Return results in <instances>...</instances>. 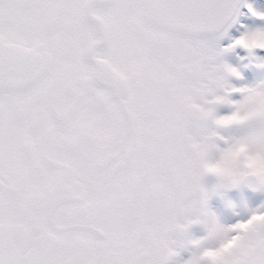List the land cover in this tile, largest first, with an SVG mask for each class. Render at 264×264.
<instances>
[{"label":"snow or ice","instance_id":"1","mask_svg":"<svg viewBox=\"0 0 264 264\" xmlns=\"http://www.w3.org/2000/svg\"><path fill=\"white\" fill-rule=\"evenodd\" d=\"M242 141L264 0H0V264H264V179L198 166Z\"/></svg>","mask_w":264,"mask_h":264},{"label":"clouds","instance_id":"2","mask_svg":"<svg viewBox=\"0 0 264 264\" xmlns=\"http://www.w3.org/2000/svg\"><path fill=\"white\" fill-rule=\"evenodd\" d=\"M230 167H225L218 162H212L207 159L198 161V166L202 169L205 176L210 178L211 187L214 189L216 177L225 172L231 173L234 170H239L244 179H252L259 182L264 179V154L251 150L247 141H242L235 145L230 152ZM245 229L247 224L243 226ZM238 244V238H233L230 242L216 250V254H224L230 248ZM216 254L212 250L206 249L203 253L205 259L212 261L216 259Z\"/></svg>","mask_w":264,"mask_h":264},{"label":"flooded vegetation","instance_id":"3","mask_svg":"<svg viewBox=\"0 0 264 264\" xmlns=\"http://www.w3.org/2000/svg\"><path fill=\"white\" fill-rule=\"evenodd\" d=\"M205 184L209 188L211 187V185H210L211 181L210 180L206 179L205 180ZM250 191L251 190H249V189H243V191L241 192V191H237V190L234 189V190H232L230 192V196H232L233 199H238V198H240V195L242 194V196L245 195V197L247 198L249 193H250ZM257 195H259V194H257ZM254 201L255 200L249 201V203L252 204ZM208 203H209V206L215 211L216 208H217V205L219 203V198L216 195H214V194H212L210 192V198H209V202ZM192 231L196 235L200 234V229L198 227H193ZM188 255H189L188 252H182L181 255L176 258V260L179 261V260H182V259H186L188 257Z\"/></svg>","mask_w":264,"mask_h":264},{"label":"rangeland","instance_id":"4","mask_svg":"<svg viewBox=\"0 0 264 264\" xmlns=\"http://www.w3.org/2000/svg\"><path fill=\"white\" fill-rule=\"evenodd\" d=\"M259 76V73L258 72H253V71H249L247 74H246V78L248 81H252L253 79L257 78ZM211 185V184H210ZM260 195V194H259ZM239 197V196H238ZM240 197H245V195L242 196V194L240 195ZM239 199V198H238ZM259 201L258 200H255L252 204H250L251 206H254L256 203H258Z\"/></svg>","mask_w":264,"mask_h":264},{"label":"water","instance_id":"5","mask_svg":"<svg viewBox=\"0 0 264 264\" xmlns=\"http://www.w3.org/2000/svg\"><path fill=\"white\" fill-rule=\"evenodd\" d=\"M250 190V189H249Z\"/></svg>","mask_w":264,"mask_h":264}]
</instances>
